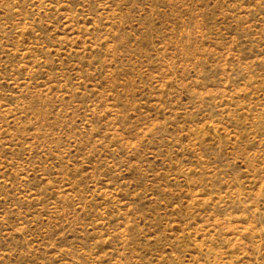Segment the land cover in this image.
<instances>
[{"label":"rangeland","instance_id":"obj_1","mask_svg":"<svg viewBox=\"0 0 264 264\" xmlns=\"http://www.w3.org/2000/svg\"><path fill=\"white\" fill-rule=\"evenodd\" d=\"M0 264H264V0H0Z\"/></svg>","mask_w":264,"mask_h":264}]
</instances>
